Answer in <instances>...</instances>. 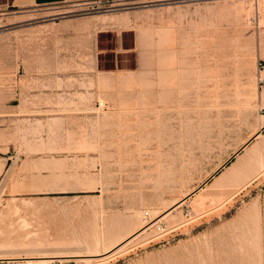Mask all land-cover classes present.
Masks as SVG:
<instances>
[{
  "label": "rangeland",
  "instance_id": "rangeland-1",
  "mask_svg": "<svg viewBox=\"0 0 264 264\" xmlns=\"http://www.w3.org/2000/svg\"><path fill=\"white\" fill-rule=\"evenodd\" d=\"M236 6L0 11V257L104 251L207 179L109 258L39 264H264V132L230 157L264 115V27Z\"/></svg>",
  "mask_w": 264,
  "mask_h": 264
},
{
  "label": "bare ground",
  "instance_id": "bare-ground-1",
  "mask_svg": "<svg viewBox=\"0 0 264 264\" xmlns=\"http://www.w3.org/2000/svg\"><path fill=\"white\" fill-rule=\"evenodd\" d=\"M237 18H240V19H243V18H248L249 17V19H251V18H253V15L255 14L256 15V26L258 27V26H263L264 27V0H237V6L236 7H234L233 9H232V11H231ZM151 16V15H150ZM243 20H245V19H243ZM249 22V21H248ZM250 22H252L251 20H250ZM254 22V23H255ZM33 31V30H32ZM29 32V31H28ZM32 34V33H31ZM37 34V33H36ZM35 35V34H34ZM26 37V36H25ZM37 38V37H36ZM154 38V37H153ZM263 38H261L260 40H262ZM31 41V40H30ZM25 42H26V40H25ZM264 129V115H261V120H260V122H259V125L258 126H256V127H254V128H252L251 129V132L249 133V136L246 138V139H244L243 141H242V143L239 145V146H237L235 149H234V151L232 152V154H231V156L230 157H232V156H237V155H239V157L241 158V156L242 155H240V151L242 152V150H244V149H246L247 148V150H249V149H252V148H249L248 149V146L250 147V143L251 142H253V141H251V139L252 138H257V137H259L260 138V136H262V132H264V131H262ZM258 139V138H257ZM250 144V145H249ZM255 144V143H254ZM253 145V144H252ZM254 149V148H253ZM250 151V150H249ZM246 152V151H245ZM244 152V153H245ZM248 152V151H247ZM250 152H252V151H250ZM248 154V153H247ZM240 158H237L238 159V161H239V159ZM229 159V158H228ZM227 159V160H228ZM236 158L234 159V161L235 160H237ZM226 160V161H227ZM226 161H224V162H222L221 164H219V166L217 167V168H219V167H225V162ZM232 163H234L233 161H232ZM231 162H230V165L228 166V167H230V168H232V166L233 165H231L232 164ZM236 163V162H235ZM227 164V163H226ZM224 165V166H223ZM4 167V166H3ZM264 168V167H263ZM222 170V169H221ZM230 170V169H229ZM232 170H233V168H232ZM228 172V171H227ZM234 172V171H233ZM232 172V173H233ZM220 173H221V171H220ZM262 173V172H261ZM213 174V173H212ZM210 175V174H209ZM222 175V174H221ZM231 175V174H230ZM211 176L212 175H210L209 177L211 178ZM218 177V176H217ZM219 177H220V175H219ZM224 177V175L222 176V178ZM225 177H226V175H225ZM221 178V179H222ZM215 179H216V177H215ZM214 179V181H216ZM225 179V178H224ZM223 179V180H224ZM207 183V179L206 180H203L201 183H200V185H198V186H196V187H194V188H192L191 190H189V191H187V192H185L183 195H182V197H180V198H176V199H174L173 201H169L170 203L169 204H167L166 206H165V208H164V210L163 211H157V210H154L153 211V214H152V216H150L149 217V219H148V221L145 223L144 221H142V222H144L145 224H143V225H139L138 226V228H134L132 231H130V233H128L127 235H125L124 237H122V238H120V239H118L117 241H115V242H113V244H111L110 246H108V247H104L105 249H104V251H95V253H88V254H82V252L81 253H78V254H60V255H51V254H40V255H25V256H7V257H0V258H3V259H7V258H20V259H27V261L28 262H30L31 264L33 263V262H35V263H47L51 258H60V257H66V258H75L76 260H83V262L85 261H91L92 262V260H102L103 261V259H107V258H109L110 256H112V255H114L113 253H115V252H119V250L121 249V248H123L126 244H127V242H129L130 241V239L132 240V238L133 237H135L137 234H139L140 232L142 233V231H144L145 229H147L148 228V226H153V224H155V223H158V221L159 220H162V218H164L167 214H169L171 211H174V209H176L177 207H179L180 205H182L183 204V202H185L187 199H189L190 201V203L192 204V202H194V204L196 205H199V207H200V205H202L203 204V197H201V196H204L205 198L206 197H208V196H211V198H213V196L214 195H212V193L210 192H208L207 190H205V185H208V184H206ZM214 183V182H213ZM211 184V183H210ZM216 185V184H215ZM220 185V184H219ZM245 185V184H244ZM209 186V185H208ZM216 187H217V185H216ZM240 187H242V185H239V186H236L235 187V191H234V193H230L231 195H233V194H235V192H238V190H239V188ZM212 190V189H211ZM214 191V190H213ZM231 195H228V197H226L227 199L228 198H230L231 197ZM210 198V197H209ZM225 199V198H224ZM226 199V200H227ZM172 200V199H171ZM192 201V202H191ZM212 203V202H211ZM171 214V213H170ZM169 214V215H170ZM169 215H167V216H169ZM145 220V219H144ZM142 222H141V224H142ZM134 227V226H133ZM136 227V226H135ZM131 230V229H130ZM124 234V233H123ZM122 234V235H123ZM138 236V235H137ZM117 237V236H116ZM136 238V237H135ZM112 239V238H111ZM103 241V240H102ZM95 243V242H94ZM95 244H93V246H94ZM100 245V244H99ZM96 247V246H95ZM90 248V247H89ZM125 248V247H124ZM65 250V249H64ZM69 250V249H68ZM100 250V249H99ZM123 250V249H122ZM65 253V252H64ZM86 253V252H85ZM118 254V253H117ZM116 255V254H115ZM94 262V261H93ZM96 263V262H95Z\"/></svg>",
  "mask_w": 264,
  "mask_h": 264
},
{
  "label": "crops",
  "instance_id": "crops-1",
  "mask_svg": "<svg viewBox=\"0 0 264 264\" xmlns=\"http://www.w3.org/2000/svg\"><path fill=\"white\" fill-rule=\"evenodd\" d=\"M70 0H0V11L9 8H31L40 5H52L53 3H62ZM264 71L263 69H259L258 75L260 72ZM258 82H264V74L262 77H258Z\"/></svg>",
  "mask_w": 264,
  "mask_h": 264
},
{
  "label": "built area",
  "instance_id": "built-area-1",
  "mask_svg": "<svg viewBox=\"0 0 264 264\" xmlns=\"http://www.w3.org/2000/svg\"><path fill=\"white\" fill-rule=\"evenodd\" d=\"M0 264H30L26 259L20 258H0Z\"/></svg>",
  "mask_w": 264,
  "mask_h": 264
}]
</instances>
